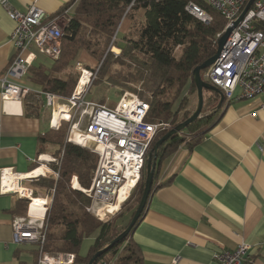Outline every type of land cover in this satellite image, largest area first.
<instances>
[{
	"label": "trees",
	"instance_id": "obj_1",
	"mask_svg": "<svg viewBox=\"0 0 264 264\" xmlns=\"http://www.w3.org/2000/svg\"><path fill=\"white\" fill-rule=\"evenodd\" d=\"M76 2L75 11L64 27L59 58L51 67L33 66L29 70L31 81L46 92L70 98L80 76L75 65L81 53L86 52L101 64L95 83H104L108 88L120 86L137 93L150 104L148 122L167 123L171 128L185 122L198 106L193 72L217 53L218 35L224 30L226 19L203 0H74L52 17H64L65 11ZM190 2L199 4L211 15L210 24L186 10ZM124 18L133 22L132 31L137 35H126L120 45L118 30ZM113 46L121 50L119 55L111 50ZM207 70L201 75L210 83L205 78ZM219 101L218 93L204 90L200 117L160 147L153 188L164 160L182 144L200 141L217 123L223 110V106L217 107ZM67 132L68 124L64 123L59 130L50 129L40 137L42 150L52 147V154L60 160V164H50L58 177L41 178L32 185L46 189L52 200L45 220L44 251L54 255L75 254L76 264H89L97 252L129 226L120 225L117 220L127 211L131 219L134 217L145 188L148 155L168 131L153 140L141 179L121 211L111 221L104 222L87 212L91 199L81 191L91 187L96 155L90 149L67 142ZM37 167L38 164L34 170ZM44 172L49 173L47 168ZM27 209L28 203L20 201L12 213L25 216ZM136 226L93 264H144L142 251L132 238ZM91 237H95L94 244L83 257L81 246Z\"/></svg>",
	"mask_w": 264,
	"mask_h": 264
},
{
	"label": "crops",
	"instance_id": "obj_2",
	"mask_svg": "<svg viewBox=\"0 0 264 264\" xmlns=\"http://www.w3.org/2000/svg\"><path fill=\"white\" fill-rule=\"evenodd\" d=\"M7 1L22 12L35 4L52 16L74 0ZM76 4L65 11L66 21ZM15 27L0 5V76L16 54L10 43ZM132 29L133 22L124 18L119 36L123 39ZM54 61L37 52L33 66L51 67ZM79 62L84 67L96 63L86 52ZM24 82L32 91L21 101L5 102L0 86V170L20 174L34 171L37 164L47 165L54 156L52 147L42 150L40 143L51 129V114L44 110L49 108L37 92L44 90L29 73ZM59 97L61 102L67 99ZM263 98L223 105L217 123L200 141L182 144L161 164L156 187L132 234L144 264H217V252L234 250L241 243L250 245L245 264H264ZM20 201L27 202L16 194H0V264L38 262L37 245L13 243V220L24 217L12 213Z\"/></svg>",
	"mask_w": 264,
	"mask_h": 264
},
{
	"label": "built area",
	"instance_id": "obj_3",
	"mask_svg": "<svg viewBox=\"0 0 264 264\" xmlns=\"http://www.w3.org/2000/svg\"><path fill=\"white\" fill-rule=\"evenodd\" d=\"M203 1L227 21L224 30L218 35L219 39L227 29H233L205 78L222 91L225 105L264 95V0H255L236 26L235 22L250 0ZM0 5L16 24L10 36L16 54L8 69L0 76L1 94L5 102L21 101L32 91L24 81L37 59V52L53 60L59 58L67 21L64 17L53 18L35 4L25 12L14 9L7 0H0ZM186 10L205 24L212 21L211 15L195 2H190ZM77 70L80 72L78 84L71 97L65 101L61 102L59 96L49 92H37L44 96L46 106L51 109V129L59 130L67 123V142L90 149L96 155L91 187L81 191L91 199L87 212L106 221L118 213L130 197L141 179L153 140L166 131L169 124L148 122L150 104L137 94L117 87H114L119 97L116 103L104 101L101 104L88 100L87 93L97 73L80 63L77 64ZM82 82L83 89L79 92L77 88ZM260 108L264 110V98ZM38 168L27 174L16 173L10 168L0 170V194H16L28 202L27 215L13 220V243L37 245V264H76L75 254L54 255L44 251L45 220L50 200L48 197L43 198L46 208L42 217L32 216L31 208L39 197L34 195L31 186L25 184L46 176L35 177L32 173ZM129 182L128 193L121 202V191ZM118 205L119 210L111 212L110 208ZM249 249L248 243H241L234 250L217 252L214 259L217 264H245ZM176 262L177 259L174 260Z\"/></svg>",
	"mask_w": 264,
	"mask_h": 264
},
{
	"label": "water",
	"instance_id": "obj_4",
	"mask_svg": "<svg viewBox=\"0 0 264 264\" xmlns=\"http://www.w3.org/2000/svg\"><path fill=\"white\" fill-rule=\"evenodd\" d=\"M254 1L255 0H250L248 2L246 8L244 9L242 14L240 15L239 19L235 22V26L243 19V17L247 13V11L250 9V7ZM232 30H233L232 28L227 29L226 32L218 40L217 53L213 57L208 59L205 63L196 67L194 72H193V80H194V83L197 87V95H198V106H197L196 111L185 122L181 123L179 126H177L175 128H172L163 138H161L156 143V145L154 146L152 151L149 153L148 158H147V176H146V183H145L144 192H143L139 207H138L131 223L129 224L127 229L123 233H121L118 237H116L106 248L97 252L91 258V260L89 261V264H93L95 262V260L97 258H99L102 254L107 252L109 249H111L114 245H116L120 241L124 240L132 232L133 228L142 219V217L145 213L148 201H149L151 194H152V191H153L154 177H155L156 168H157L158 151H159L160 147L166 141H168L172 136L182 132L186 127H188L191 123L195 122L200 117L202 110H203V107H204V90L214 91V92L218 93L220 95V101H219L217 107L220 109L223 106L224 101H225L224 94L222 93V91L220 89H218L214 85L204 81L202 78L201 72L206 70V69H209L216 62V60H217L223 46L226 44L228 37L230 36Z\"/></svg>",
	"mask_w": 264,
	"mask_h": 264
},
{
	"label": "rangeland",
	"instance_id": "obj_5",
	"mask_svg": "<svg viewBox=\"0 0 264 264\" xmlns=\"http://www.w3.org/2000/svg\"><path fill=\"white\" fill-rule=\"evenodd\" d=\"M67 24V23H66ZM123 27V26H122ZM122 31V30H121ZM120 31V32H121ZM129 34H131V36H133V37H136V35H137V33L136 32H134V31H132L131 30V32H129ZM129 34H127V35H129ZM118 39H119V41H120V45H122V36H121V34H120V36L118 37ZM114 53H116L117 55H119L120 53H121V51H120V49L119 48H117L116 46H113L112 47V49H111ZM80 63V62H79ZM78 64V63H77ZM101 65V64H100ZM100 65H99V63L96 61V63H95V65L93 66V65H88V64H86L85 66H87V67H90V68H92V69H90V70H93V71H95L96 70V73L98 72V67H100ZM75 67H76V65H75ZM89 69V68H88ZM95 83V82H94ZM114 87H117V88H119L120 90H125L126 92H129V93H134V94H137V93H135V92H131V91H129V90H127V89H125V88H123V87H120V86H113L112 88H108V86L106 85V84H104V83H95V84H93L92 86H91V88H90V90H89V92L87 93V98H88V100H90V101H92V102H96V103H103L104 101L105 102H107V103H116L118 100H119V97H118V93H117V91H115L114 90ZM138 95V94H137ZM139 96V95H138ZM140 97V96H139ZM141 98V97H140ZM45 110V113H47V114H51V109H44ZM69 127V126H68ZM172 128L170 127V125H169V128L166 130V132L168 131H170ZM165 132V131H164ZM161 133H163V132H161ZM189 137H187V139H188ZM52 159H54L55 161H50V162H48L47 163V165L46 164H43V165H38V167H42V166H45L46 168H47V170L49 171V173H47L46 174V176L45 177H39L38 179L36 178V179H34V180H32V182H27V183H25L26 185H29V184H32L34 181H37V180H39V179H41V178H49V179H56L57 177H58V173L57 172H55L53 169H52V167L50 166V164H52V163H55V164H60V160L59 159H57V158H55L54 156L53 157H51ZM96 162H97V158H96ZM37 167V168H38ZM74 178V177H73ZM73 178H72V180H73ZM30 186V185H29ZM71 187L72 188H74L73 187V185H72V181H71ZM34 189V188H33ZM132 194V193H131ZM34 195L35 196H37V197H39L38 198V202H36L35 204H39V205H42V206H45L44 204H45V202H44V199L43 198H49V200H50V202H49V206H50V204H51V198H50V193H48V191L46 190V189H42V188H38V190L37 191H35L34 190ZM130 198V197H129ZM128 198V199H129ZM127 199V200H128ZM126 200V201H127ZM125 201V202H126ZM125 204V203H124ZM123 204V205H124ZM123 205H122V207L120 208V210L118 211V213L121 211V209L123 208ZM90 213V212H89ZM118 213H116L115 215H113L109 220H106V221H111ZM90 214H92V215H94L93 213H90ZM95 216V215H94ZM96 217V216H95ZM97 218V217H96ZM133 219V218H132ZM132 219H131V215L129 214V212L127 211V212H125L124 214H123V216L122 217H119L118 218V220H117V222H118V224H120V225H126V224H130L131 223V221H132ZM104 222V221H103ZM94 241H95V237H91V238H87V239H85L84 241H83V244H82V246H81V250H80V254H81V256H83V257H85V256H87L88 255V253H89V251H90V247L94 244Z\"/></svg>",
	"mask_w": 264,
	"mask_h": 264
},
{
	"label": "bare ground",
	"instance_id": "obj_6",
	"mask_svg": "<svg viewBox=\"0 0 264 264\" xmlns=\"http://www.w3.org/2000/svg\"><path fill=\"white\" fill-rule=\"evenodd\" d=\"M84 81V80H83ZM82 84L83 82L79 85V87L77 88V91L81 92L82 91ZM46 167L45 166H42V167H39L35 172H33L32 174L37 177V176H41V171H44ZM129 186H130V182L128 185H126L123 190L121 191V195H120V201L122 202L123 199L126 197L127 193H128V189H129ZM25 191V190H22V192ZM36 202H38V199L35 200L34 202V205L32 206L31 208V211H30V214L32 216H36V217H42L44 215V211H45V208L46 206H42V205H39V204H35ZM45 202V201H44ZM120 208V205H118L117 207H112L110 208L111 209V212L115 213L117 210H119Z\"/></svg>",
	"mask_w": 264,
	"mask_h": 264
}]
</instances>
